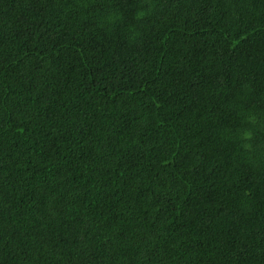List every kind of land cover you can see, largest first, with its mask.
Returning <instances> with one entry per match:
<instances>
[{"label":"trees","instance_id":"obj_1","mask_svg":"<svg viewBox=\"0 0 264 264\" xmlns=\"http://www.w3.org/2000/svg\"><path fill=\"white\" fill-rule=\"evenodd\" d=\"M0 264H264V0H0Z\"/></svg>","mask_w":264,"mask_h":264}]
</instances>
